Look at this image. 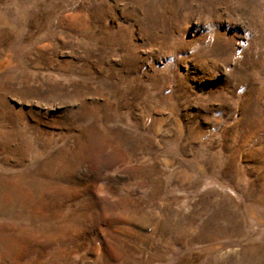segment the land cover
<instances>
[{"label": "rangeland", "instance_id": "1", "mask_svg": "<svg viewBox=\"0 0 264 264\" xmlns=\"http://www.w3.org/2000/svg\"><path fill=\"white\" fill-rule=\"evenodd\" d=\"M10 226L0 264H264V0H0Z\"/></svg>", "mask_w": 264, "mask_h": 264}, {"label": "bare ground", "instance_id": "2", "mask_svg": "<svg viewBox=\"0 0 264 264\" xmlns=\"http://www.w3.org/2000/svg\"><path fill=\"white\" fill-rule=\"evenodd\" d=\"M14 179V178H13ZM12 181V180H11ZM14 182H15V179L13 180ZM18 181V180H17ZM12 183V182H11ZM16 184V183H15ZM14 184V185H15ZM22 185V184H21ZM25 185V184H24ZM24 185H23V187H24ZM16 187V186H15ZM16 188H18V187H16ZM21 188V187H20ZM25 189V188H24ZM20 190V189H19ZM9 191V190H8ZM21 192H23V191H21ZM11 193V192H10ZM26 193H28V191L26 192ZM9 194V193H8ZM7 194V195H8ZM22 194V193H21ZM24 194V193H23ZM26 196V195H25ZM28 196V195H27ZM12 198H13V195L12 196H10V195H8V200L9 201H12ZM21 198V197H20ZM32 198V197H31ZM33 199V198H32ZM18 200V199H17ZM23 200V199H22ZM27 200H28V198H27ZM34 200V199H33ZM29 201V200H28ZM32 202H34V201H32ZM3 203H4V201H3ZM43 207V206H42ZM38 208V207H37ZM28 209H30V208H28ZM38 210V209H37ZM42 210V209H41ZM40 210V211H41ZM49 211V210H48ZM39 213V212H38ZM43 213V212H42ZM46 215V214H45ZM18 218V217H17ZM12 226H10V227H8V228H6V229H4L3 231L4 232H0V234H1V238H0V240H2V241H4L5 243L7 242L8 243V245L9 244H11V243H16V242H18V240H20V237H18V233H17V231H13V233H11V234H9V231L10 230H12V228H11ZM14 228V227H13ZM32 230V229H31ZM34 231V230H33ZM33 231H31V233H33ZM37 232V231H36ZM38 232H40V231H38ZM37 232V233H38ZM22 233V232H21ZM33 234H35V232L33 233ZM39 234V233H38ZM20 243V242H19ZM7 245V246H8ZM14 246H16V245H14ZM15 249V248H14ZM9 252V251H8ZM1 257V256H0Z\"/></svg>", "mask_w": 264, "mask_h": 264}]
</instances>
